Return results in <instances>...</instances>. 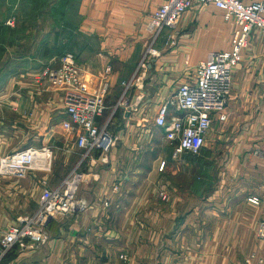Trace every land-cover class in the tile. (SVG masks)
Instances as JSON below:
<instances>
[{"label": "crops", "instance_id": "1", "mask_svg": "<svg viewBox=\"0 0 264 264\" xmlns=\"http://www.w3.org/2000/svg\"><path fill=\"white\" fill-rule=\"evenodd\" d=\"M73 2L59 7L57 31L52 26L55 6L51 0H0V51L72 55L87 71L93 88L96 73L110 66L102 123L120 99L122 83L134 76L143 59L149 17L165 0ZM30 19L32 23H24ZM236 29L235 23L209 5L190 8L175 29L162 32L154 47L156 57L149 60L137 89L129 93L130 106L115 114L113 134L118 141L106 161L95 155L80 162L82 151L63 124L67 115L62 93L39 101L30 94L14 98L15 110L27 120V128L13 126L11 140L16 141L0 143V157L58 142L54 171L58 166L64 173L59 181L54 173L43 172L23 180L0 176V239L19 218L35 211L45 181L57 186L75 171L82 175L76 195L89 205L53 222L48 242L16 249L5 264H120L119 255L127 256L128 264H260L263 259L255 252L259 242L248 241L245 234L256 232L264 216V43L260 32L253 31L250 47L233 71L225 120L215 117L205 140L204 149L220 159L189 161L183 159L188 153L175 155L173 145L153 125L160 107L210 53L231 50ZM9 82L15 84V80ZM174 112L171 108V113L179 115ZM38 119L47 125L37 128ZM255 199L258 204L250 202Z\"/></svg>", "mask_w": 264, "mask_h": 264}, {"label": "built area", "instance_id": "2", "mask_svg": "<svg viewBox=\"0 0 264 264\" xmlns=\"http://www.w3.org/2000/svg\"><path fill=\"white\" fill-rule=\"evenodd\" d=\"M214 5L224 18L237 26L232 39L231 50L210 53L201 62L194 75L183 83L169 102L160 107L153 125L161 130L164 139L173 145L175 155L188 153L198 156L205 146V140L213 127L214 118L225 120L224 111L232 91V73L242 62L243 53L249 48L253 31L260 32L264 43V2L245 4L241 0H165L150 15L146 30L149 44L137 72L128 82H124L123 92L112 115L121 106L127 108L125 95L137 84L136 81L146 71L151 58L156 57L155 44L165 29L173 30L183 14L192 7L204 8ZM112 69L106 68L98 75L96 87L86 79L84 69L72 55H65L57 66L46 68L43 80L63 93L67 121L64 126L71 127L77 148L82 151L81 161L91 159L99 153L103 161L115 147L118 138L109 131L108 123L99 120L106 110L105 100L109 93L108 76ZM174 109L175 115L171 113ZM51 147L26 149L15 152L0 160V176L25 179L34 172L52 171ZM164 168V165H163ZM82 175L70 172L56 187L43 182V191L35 211L18 220L0 240V259L15 248L23 249L25 243L38 246L47 242L48 226L54 220L65 219L88 206L84 199L76 195ZM258 204V200H251ZM258 237L264 238V222L257 229ZM34 244V245H35ZM123 264L128 260L125 255ZM250 261H247L249 263Z\"/></svg>", "mask_w": 264, "mask_h": 264}, {"label": "rangeland", "instance_id": "3", "mask_svg": "<svg viewBox=\"0 0 264 264\" xmlns=\"http://www.w3.org/2000/svg\"><path fill=\"white\" fill-rule=\"evenodd\" d=\"M51 1L53 2L52 5L55 6V8H54L55 12H53V15H52V18H53V25L52 26H53V28L55 27L56 30L58 31V27L60 25V18L58 17V15H60L59 13L61 11L59 9V7H62L61 5H66V3L69 4L70 1H74L73 3H75L74 5H76V2L78 3L79 0H51ZM39 8L40 7H38L36 9L37 13L39 12ZM32 22H33L32 19H30L28 21L24 20V23H32ZM19 34L22 36L25 33H23L21 31V32H19ZM53 34H54V32H53ZM3 42L5 44L4 40H3ZM147 43L149 44L148 41H147ZM0 44H1V41H0ZM0 50H1V48H0ZM34 52H36V53H34ZM57 53L58 52H56V54ZM54 54L55 53L44 55V54H42V51L41 52H39V51H0V143H2V144L8 143V145H9V144H13L16 141L15 137H14L13 141L11 140L13 138L12 134H13V132H15V127H13V126L19 127L22 131L26 130V128H27V126H26L27 120L24 121V120L20 119V117H19L20 115L18 114L19 112L15 110V107L17 106V104L14 105L15 102H13V101L18 96H20L21 98L22 97L27 98V95L30 94V96L34 95V98H36L37 101H39V99L40 98L42 99L43 97H45V98L50 97V96H60L61 97V95L63 94L60 90L50 86V84L46 80L42 79L43 72L45 71V69L49 68V67L57 66L59 63V60L63 57V56H57ZM139 64H138L135 72H137ZM108 67H110V66H106L104 69L97 72L95 78L98 80L99 73L103 72ZM30 70H33V71H30ZM84 71L87 75V71L85 69H84ZM28 75H30V76H28ZM232 78H233V73H232ZM10 80H15V84L10 83L9 82ZM29 80L31 82H33V84L31 82H28ZM19 81H22V83L19 84ZM87 81L90 83V80H87ZM97 82L98 81H96V83ZM126 82H128V81H126ZM136 82H138V81H136ZM28 83L30 85L34 86V87L32 86L33 89L30 87H27L29 85ZM90 84L92 85V83H90ZM109 84H110V81H109ZM135 87L136 86H134L130 91H132V90L135 91V89H137ZM122 88H123V86H122ZM109 90H110V87H109ZM130 91L125 95V97H124L125 100L123 99V101H126V103L128 102V96H129ZM118 102H119V100H118ZM118 102L116 103V105L118 104ZM128 104H129V102L127 103V106H130ZM122 109L123 108L121 106H119L113 115L111 113V116L102 122L103 124L105 122L108 123L109 131L111 133H113V128L116 126L115 114L119 110H122ZM13 122H17L18 124L13 125ZM64 122H66V121H64ZM64 122H63V124H64ZM99 122H100V120H99ZM35 123H36V127L39 129H41L43 127V125L46 124V122L44 120H39V119L36 120ZM102 123H100V124H102ZM65 128H66V130H68V132L70 134L71 130H72L71 127L66 126ZM71 134L70 135L73 137V139L76 143L74 134L73 133H71ZM21 137H22V135L20 136V140H22ZM167 144H168V142H167ZM47 146L51 147V152L53 154V158H52V171L50 173H45V174H51V173L53 174L54 173V176H53L54 180L59 181V179L61 178L64 171L62 168L60 169L58 166H57L56 170L54 171V166H55L56 161L59 162V155H58V150H57L58 149V142L50 143ZM204 147L198 156H194V155L190 156L191 155L190 154V155H185L187 157L183 158V159H187L189 161L190 160L196 161L198 159H203L205 157L207 159L212 160V161L220 159L217 154L215 156H211L212 152L210 153L209 150H206V148L204 149ZM167 154H168V152L166 153V155ZM9 155H11V154H9ZM97 155H96V157L95 156L94 157L95 158L100 157L99 153ZM6 156H8V154H5V156H1L0 160L5 158ZM54 187H56V186H53V188ZM39 199H40V197H39ZM86 203L88 206L89 204L87 201H86ZM262 218H264V216L261 217L259 223L264 222L262 220ZM61 220H63V219H61ZM55 221H59V220L52 221L50 223V225L47 227L48 230H49L51 224ZM11 227H13V226H11ZM245 234L247 236L246 239H248V241L249 240L252 241V239H253V241L259 242V248L255 245L256 246L255 252L259 253L260 260H262V259L264 260V238L258 237L257 231L256 232L254 231L253 233L246 232ZM48 241H49V236H48L47 242ZM25 244H26L25 247L23 249H20V250L26 249V247H28L29 245H33V246L38 247V244H35V243H28L27 242ZM249 251H251L250 248H249ZM120 256L121 255H119V259H120ZM1 259H0V261H1ZM263 260L260 261V264H263ZM120 261H121L120 264H123V261L121 259H120ZM127 264H128V262H127Z\"/></svg>", "mask_w": 264, "mask_h": 264}, {"label": "trees", "instance_id": "4", "mask_svg": "<svg viewBox=\"0 0 264 264\" xmlns=\"http://www.w3.org/2000/svg\"><path fill=\"white\" fill-rule=\"evenodd\" d=\"M18 248H15L12 252H10L9 254H7L6 256H4L1 261L0 264H5L6 262H8L11 259L12 254L15 252V250Z\"/></svg>", "mask_w": 264, "mask_h": 264}]
</instances>
